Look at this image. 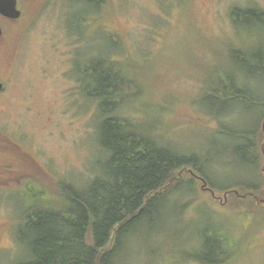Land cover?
I'll use <instances>...</instances> for the list:
<instances>
[{"label": "rangeland", "instance_id": "1", "mask_svg": "<svg viewBox=\"0 0 264 264\" xmlns=\"http://www.w3.org/2000/svg\"><path fill=\"white\" fill-rule=\"evenodd\" d=\"M21 6L24 19L7 26L0 45V82L7 83L0 96V264L26 256L17 241L28 204L25 183L56 198L60 181L84 187L98 175V102L87 100L82 79L90 60L110 58L124 71L118 78L129 82L114 115L178 151L207 155L214 143H226L217 132L228 118L210 115L205 82L231 68L232 51L264 49L261 25L237 27L231 19L232 8L264 10V0H100L97 8L82 0H21ZM248 85L264 98L261 82ZM226 111L233 112L232 126L248 127L243 105ZM261 111L251 112L252 124ZM212 159L207 171L215 187L257 184L258 205L241 212L238 204L252 202L238 203L220 189L213 196L198 183L196 194L179 203L184 221L166 218L163 232L137 233L141 246L133 243L123 264H200L190 256L215 222L237 243L232 264H264V163L260 177L229 156L212 153Z\"/></svg>", "mask_w": 264, "mask_h": 264}, {"label": "trees", "instance_id": "2", "mask_svg": "<svg viewBox=\"0 0 264 264\" xmlns=\"http://www.w3.org/2000/svg\"><path fill=\"white\" fill-rule=\"evenodd\" d=\"M82 1L96 8L100 3ZM231 19L237 27L254 23L264 28L263 9L235 7ZM226 62L231 68L213 72L212 82H205L202 95L214 119L221 114L228 118L217 132L226 143H214L209 153L202 155L186 154L171 144H162L145 134L141 126L114 115L129 82L118 78V74L124 76V71L110 58L90 60L82 79L87 100L98 102L97 139L103 156L98 175L84 187L60 181L56 198L43 187L24 184L28 204L17 241L26 247V256L14 264H123L127 254L134 251L133 243L136 249L141 246L140 231L150 237L164 231L166 218L184 221L186 207L180 209L179 203L191 197L184 194H196L198 183L206 190L224 191L227 198L234 195L238 203L252 202L250 207L238 204L241 212L258 205L257 184L235 182L216 188L207 171L214 153L215 157L229 156L242 171L262 175L257 171L264 163V98L257 97L248 84L257 80L264 85V49L232 51ZM238 104L248 114V127L242 129L229 123L233 112L226 111ZM256 109L262 111L258 123L252 124L251 112ZM202 231L200 248L194 250L192 260L232 264L238 253L237 243L223 234L221 223L215 222L214 229Z\"/></svg>", "mask_w": 264, "mask_h": 264}, {"label": "flooded vegetation", "instance_id": "3", "mask_svg": "<svg viewBox=\"0 0 264 264\" xmlns=\"http://www.w3.org/2000/svg\"><path fill=\"white\" fill-rule=\"evenodd\" d=\"M17 10L21 12V17L18 19L9 18L0 13V45L1 43L5 41L6 38H8L7 37V26H14L15 24L20 23L24 19V12L22 10L21 0H17ZM0 51L4 53V47L1 46ZM0 83L3 85V89L0 92V96H1V94L6 91L7 83L5 81L0 82Z\"/></svg>", "mask_w": 264, "mask_h": 264}, {"label": "water", "instance_id": "4", "mask_svg": "<svg viewBox=\"0 0 264 264\" xmlns=\"http://www.w3.org/2000/svg\"><path fill=\"white\" fill-rule=\"evenodd\" d=\"M0 13L13 19L21 17V12L17 10V0H0ZM3 85L0 84V92Z\"/></svg>", "mask_w": 264, "mask_h": 264}]
</instances>
